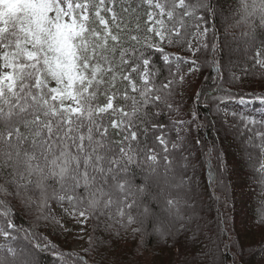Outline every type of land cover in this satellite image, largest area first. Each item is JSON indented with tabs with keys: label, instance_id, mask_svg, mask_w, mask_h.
<instances>
[{
	"label": "snow or ice",
	"instance_id": "snow-or-ice-1",
	"mask_svg": "<svg viewBox=\"0 0 264 264\" xmlns=\"http://www.w3.org/2000/svg\"><path fill=\"white\" fill-rule=\"evenodd\" d=\"M209 15L220 18L225 46L231 21L233 39L239 32L251 49L264 0L226 9L218 0H0V264H39L41 253L53 264H112L102 250L121 233L138 236V250L148 238L175 247L183 237L180 264H249L252 245L233 238L235 185L222 142L197 138L193 155L191 125L208 122L197 123L198 110L190 120L180 114L190 78L207 67L213 84L194 103L221 123L211 125L218 139L236 141L251 170L252 190L241 193L254 209L246 219L264 229V113L229 108L253 102L246 95L264 104V51L239 75L215 56L201 59ZM166 45L191 58L170 56ZM248 76L262 91H233ZM205 195L208 208L219 205L214 220ZM18 212L27 228L15 223ZM90 220L87 247L68 248L67 237L81 239L73 229Z\"/></svg>",
	"mask_w": 264,
	"mask_h": 264
},
{
	"label": "trees",
	"instance_id": "trees-1",
	"mask_svg": "<svg viewBox=\"0 0 264 264\" xmlns=\"http://www.w3.org/2000/svg\"><path fill=\"white\" fill-rule=\"evenodd\" d=\"M213 2L216 3L217 0H213ZM248 2L251 3V0H248ZM218 3L220 6L226 9L230 6H242L244 0H218ZM236 10L239 11L240 8H236ZM201 24L205 26L204 21H202ZM230 25L231 21H229V34H227V45H230V47H228L225 46L224 43L226 34L224 33L223 27L221 26L220 18L209 15L206 20L208 33L207 36L203 38L208 44V47L202 48L199 53V56L201 59H204L205 57L211 59L213 56H215L217 61H222L225 65H227V67L229 66V63L231 67L235 69L236 74L239 75L241 74V68H248L250 65H252L253 57L256 56L258 51H264V46H262L261 43L262 41H264V29H256L254 37L255 46L250 49L244 44V39L247 38H242L239 32L235 34L236 39H233V29L230 27ZM212 44H216L217 47L215 50H213V48L211 47ZM233 46L235 47L237 53L241 56L240 57L236 55L237 57H240V59L238 60V63H236V65L234 64V66H232L233 64H231L235 60V57L231 56L233 54ZM165 53L169 54L170 56H182L191 58L189 52L174 46L169 47L166 45ZM152 56L157 64H161V61L159 59V53H152ZM184 67L186 70V65ZM166 74L167 73L165 71V75ZM231 74V72L225 73V75L229 77L231 76ZM209 75V69L205 67L202 73H198L190 78L191 84L193 85V89L186 100L182 99L183 104H186L187 106L183 108V111L180 115L183 119L190 120L191 113L193 111L198 110L199 120L197 121V123L205 121L208 122L207 127H201L199 130L196 129L195 125H191V131L188 138L191 141L193 148L195 149L193 155L198 154V146L195 145V140L197 138L203 140L205 143H210L213 140H217L218 143L222 142L221 146L224 150L230 168L231 182L235 185V196L233 197L232 203L230 204L231 211L229 213L231 217V223L234 227V231L235 233H237V235H234L233 238H242L245 244L252 245V247L249 249V252L251 254L246 257V259H248L249 261V264H261L264 262V239H262V233H264V229L255 227L253 223H250L246 219V213L250 215L254 209L252 207L251 201L247 197L241 195L242 192L247 193L252 190L249 187V185L251 184V170L247 166L246 162L241 160L236 146V141H234L233 136L229 135L227 138H225L221 133L219 134L218 139V135L211 125L214 124L215 128H220L221 123L216 119L214 114L209 111L205 105H203V103H201V105L199 106L194 103V95L197 90H199L201 87L209 88L212 86L213 81L212 79H208ZM233 91H240L244 93H249L252 91L261 92L262 89L259 87L258 76L246 77L243 83L240 84L238 88H234ZM245 98L252 99L247 95L245 96ZM237 101H234L233 104H230L229 108L231 110L245 112V109H242L244 105H241L239 103L236 104ZM253 104L260 105L257 101H254ZM188 105H191L192 107L191 113L186 111ZM245 105L248 104L246 103ZM245 113H251L257 119L260 118L261 114L259 110ZM172 118L165 116L163 118V122L167 123L168 120ZM175 134L176 130L171 129L170 135L174 138ZM236 139L238 140V137ZM189 175H192L191 171H189ZM234 176H238L239 181H234V179L236 178ZM196 182L200 185L198 191L204 192L206 188V178L205 173L202 169H198L196 173ZM238 190L240 191L239 193L241 199L239 198V195L236 196ZM204 201L205 211L208 212L210 219L214 220L216 218V209L219 207V205L212 204L211 208H208L207 205L210 203V201L208 200L207 195L204 196ZM54 206L59 208L58 205ZM242 208H244L246 222L239 221L241 211H239L238 209ZM221 211H223V209H221ZM15 223L18 226H23L27 228L28 218L23 213L18 212L15 216ZM94 227L95 221L90 220L86 222L85 235L82 237V249L87 247L89 236L93 235ZM102 229L103 223L100 224L99 228H96L95 235H103ZM19 238H23V233L19 234ZM64 240L65 237L61 236L60 241L64 242ZM138 242V236L132 238L124 233H121V239L113 244L111 250L104 249L102 251L106 254L108 260L112 261V264H180V261L183 259L182 256L178 255V252H180L185 247L183 237H181L180 242L175 247L161 246L156 243V240L154 238H148L143 248L138 250ZM3 243L0 245H3ZM67 247L72 249L71 242L68 237ZM38 261L39 264H53L51 256L46 253H41L38 257ZM224 264H230V259H225Z\"/></svg>",
	"mask_w": 264,
	"mask_h": 264
},
{
	"label": "rangeland",
	"instance_id": "rangeland-1",
	"mask_svg": "<svg viewBox=\"0 0 264 264\" xmlns=\"http://www.w3.org/2000/svg\"><path fill=\"white\" fill-rule=\"evenodd\" d=\"M203 24H201V31L203 30ZM194 46H195V44H194ZM232 53L234 54H232L231 56L232 57H235L234 59V61H233V63H231V64H233L232 66H234V64L236 65V63H238V60L240 59V55L237 53V51L235 50V47L233 46L232 47ZM236 55H238V56H240V57H237ZM190 56H191V53H190ZM228 68H230V69H232V67H231V65L228 63ZM227 66V65H226ZM188 67V65H186V68ZM186 88H187V90H186V92L183 94V97H182V99L183 100H186L187 98H188V96L190 95V92L192 91V89H193V85L192 84H190V86H187L186 85ZM246 100H252L253 102L254 101H257V102H259L258 100H255V99H249V98H245ZM253 102H250V103H247L248 105H244L243 107H242V109H245V112H252V111H260L261 113H264V104H262V103H260L259 102V104L260 105H256V104H253ZM231 104H233V103H231ZM236 104H238V101H237V103ZM186 111H188L189 113H191V111H192V107H191V105H188V107L186 108ZM234 177H236L235 179H234V181H239V177L238 176H234ZM240 191L238 190L237 191V194H236V196L237 195H239L240 196V193H239ZM240 199H241V196L239 197ZM239 211H241V215H240V217H239V221L240 222H246V220H245V212H244V208H242V209H238ZM52 211H53V213H55V214H57V215H59L60 214V209L58 208V207H56V206H53L52 207ZM85 228H86V223H83V224H81V225H77L74 229H73V232L74 233H79L80 234V236H81V239H79V240H73V238L71 237V236H69L68 238L70 239V242H71V247H72V249H74V250H77V251H79V250H81L82 249V237L85 235ZM4 242V238L2 237V236H0V244H2ZM261 264H264V262L263 263H261Z\"/></svg>",
	"mask_w": 264,
	"mask_h": 264
}]
</instances>
